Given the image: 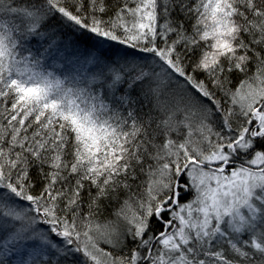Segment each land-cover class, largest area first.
<instances>
[{"label":"snow or ice","instance_id":"obj_1","mask_svg":"<svg viewBox=\"0 0 264 264\" xmlns=\"http://www.w3.org/2000/svg\"><path fill=\"white\" fill-rule=\"evenodd\" d=\"M0 264H264V0H0Z\"/></svg>","mask_w":264,"mask_h":264}]
</instances>
